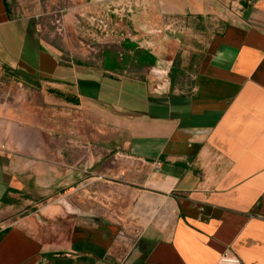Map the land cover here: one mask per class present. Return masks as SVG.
Instances as JSON below:
<instances>
[{"label":"crops","instance_id":"1","mask_svg":"<svg viewBox=\"0 0 264 264\" xmlns=\"http://www.w3.org/2000/svg\"><path fill=\"white\" fill-rule=\"evenodd\" d=\"M50 4L0 0V264H264V0Z\"/></svg>","mask_w":264,"mask_h":264},{"label":"rangeland","instance_id":"2","mask_svg":"<svg viewBox=\"0 0 264 264\" xmlns=\"http://www.w3.org/2000/svg\"><path fill=\"white\" fill-rule=\"evenodd\" d=\"M8 2L12 11L15 14H19L20 17L32 18L38 21L39 23L48 24L61 38L65 35L66 31L62 21V16L59 15L60 13L57 14L54 9H51V0H8ZM232 3L233 1L226 2L222 5V7H224L225 10H230L229 12L233 13L234 6L232 5ZM48 13L50 16H47ZM209 18L202 24L203 30L201 31L203 32V34L200 35L203 38H200L201 41L208 39L212 34H214L215 32H217V30L220 29L218 26L219 19H216L215 17ZM187 36L190 37L191 34ZM0 222L2 221L0 220Z\"/></svg>","mask_w":264,"mask_h":264},{"label":"built area","instance_id":"3","mask_svg":"<svg viewBox=\"0 0 264 264\" xmlns=\"http://www.w3.org/2000/svg\"><path fill=\"white\" fill-rule=\"evenodd\" d=\"M218 264H242L241 260L238 258L237 255L226 252L221 259L219 260Z\"/></svg>","mask_w":264,"mask_h":264},{"label":"trees","instance_id":"4","mask_svg":"<svg viewBox=\"0 0 264 264\" xmlns=\"http://www.w3.org/2000/svg\"><path fill=\"white\" fill-rule=\"evenodd\" d=\"M4 70H5V68H4ZM6 71H7V69H6ZM6 73H7V72H6ZM17 75H18L17 73L13 72V73H12V76H13V77H8V76H7V77H8V79H14V77L16 78Z\"/></svg>","mask_w":264,"mask_h":264}]
</instances>
